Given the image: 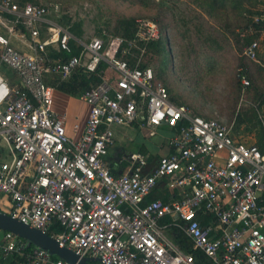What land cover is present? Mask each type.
Instances as JSON below:
<instances>
[{"label": "built area", "instance_id": "2783aa9c", "mask_svg": "<svg viewBox=\"0 0 264 264\" xmlns=\"http://www.w3.org/2000/svg\"><path fill=\"white\" fill-rule=\"evenodd\" d=\"M61 14L58 4L0 0V23L29 48H13L0 34V211L45 233L58 222L64 231L51 237L59 246L100 264H197L169 238V227L212 264H264L258 143L237 136L229 122L172 101L155 70L144 67L148 46L163 36L158 22L137 19L132 39L84 41L59 22ZM248 17L238 37L243 56L255 62L264 42V0ZM78 72L100 82L81 96L90 111L83 133L73 137L66 117L53 111L56 89L47 78L64 82ZM239 77L248 89L250 80ZM136 123L150 128V137L159 127L176 130L167 142L170 153L157 165L149 154H128L122 159L128 171L116 176L106 162L115 127ZM162 185L177 197L149 200ZM13 257L19 264H71L4 232L0 258Z\"/></svg>", "mask_w": 264, "mask_h": 264}, {"label": "rangeland", "instance_id": "374dc122", "mask_svg": "<svg viewBox=\"0 0 264 264\" xmlns=\"http://www.w3.org/2000/svg\"><path fill=\"white\" fill-rule=\"evenodd\" d=\"M15 1L20 4H58L62 13L59 22L71 29L77 25L76 32H71L77 39L84 41L95 37L109 40L119 36L116 28L121 19L150 18L159 22L168 32L169 40L163 39L166 47L162 48L160 55L147 50L143 59L146 62L144 64L155 70L157 80L170 90L172 97L192 112L229 122L241 135L257 142L259 126L264 127V106L260 107L259 96L264 92V71H259L260 67H264V42L255 62L243 56L242 43L241 51L238 50V37L234 36L243 28V16L230 12L222 17L208 16L193 0ZM254 2L250 3L248 14L259 7L260 2ZM67 19H70L69 23H65ZM0 34L10 39L13 48L29 51L1 23ZM204 46L206 50H203ZM202 51L210 54V58L200 57ZM244 65L252 78L248 89L239 80L240 66ZM3 72L14 76V71L6 66ZM70 96L80 101L79 95ZM74 105L76 112L85 113L87 110V106L80 102H74ZM254 112L261 122L257 128L253 127L257 122ZM239 117H248V121L237 127ZM120 128L115 127V131ZM170 130L168 127H159L157 135L150 137L151 129L148 127L143 130L125 128L118 146L127 152H140L142 149L158 152L156 144L168 142Z\"/></svg>", "mask_w": 264, "mask_h": 264}, {"label": "trees", "instance_id": "16d2710c", "mask_svg": "<svg viewBox=\"0 0 264 264\" xmlns=\"http://www.w3.org/2000/svg\"><path fill=\"white\" fill-rule=\"evenodd\" d=\"M246 1L247 0H193V2L199 8H201L208 16L218 17V15H219L220 17H222L224 14H227L228 12H230L234 15H237V16H243L244 21H245L243 27L246 26L247 23L249 22V18L247 16L249 14L248 13L246 14L244 11V4ZM22 4H24V3H22ZM136 20L137 19H135V18L121 19L117 23V28H116L117 34L120 37H124L127 39L134 38L136 35V30H137ZM151 20H153V19H151ZM69 22H70V19H67L65 21V23H69ZM159 25H160V23H159ZM77 28H78V26L75 25L72 27L71 30L75 33ZM160 28H161V31L163 34L162 39L158 42L151 43L148 46V50L154 51L155 54H157V55H160L162 50H163L162 48L166 47L163 44V39H165L166 34H168L167 30L163 29V27L161 25H160ZM78 35H80V34H78ZM234 37L235 38L238 37V34L235 35ZM236 46L238 47V50L241 51V42L239 40V37L236 38ZM206 48L207 47L204 46L203 50H206ZM77 53H78V49L74 46V54H77ZM209 55L210 54H208L205 51H202L200 53V57H202V58H210ZM145 66H147V65H144V67ZM240 68H242L243 72H239V75L240 74L245 75L249 80L250 79L252 80V78L249 76L250 72L247 70V66H245V65L240 66ZM260 68H259V71L260 70L264 71V67H260ZM239 80L241 81L240 77H239ZM99 82H100V80L96 76H89L88 73L78 72V74L74 77V79L71 82H67V83L62 82L59 85H56V84H54V85L57 87V89H59L62 92H65L69 95L70 94L71 95L76 94V95L80 96L86 90L90 89L92 87V85L96 86L97 84H99ZM169 93H170V90H169ZM170 95H171V93H170ZM259 96H260V100H261L260 107H262V106H264V92L260 93ZM171 99L174 103H176L178 105H183L182 103L177 101L174 97H172V95H171ZM195 114L201 115L199 113H195ZM201 116H203V115H201ZM253 116L257 119V122L253 124V127L257 128L261 124V122H260L259 117H258L256 112L253 113ZM203 117H205V116H203ZM205 118L211 119L210 117H205ZM246 121H248V117H239L237 127H240ZM259 127L260 128L258 129V133H257V143L260 146L261 150L264 152V127H263V125H260ZM170 131H171L170 133L172 135L174 134V132H176V130H170ZM235 132H236L237 136H241V133L239 130H238V132L235 130ZM205 220H208V218H206ZM63 231H64V228L58 222H55L53 227L47 233L50 236H56V235L62 233ZM173 235L176 238V240L178 241V243L180 244V247L184 251H186L188 253H192L194 255L197 264H212L211 261L202 252L195 251L193 249L192 242L190 241V239L188 237H186V235L182 231L175 229ZM55 258H57V257H55ZM11 260H12L13 264H19V262H20L15 257L11 258Z\"/></svg>", "mask_w": 264, "mask_h": 264}, {"label": "crops", "instance_id": "0c3cea01", "mask_svg": "<svg viewBox=\"0 0 264 264\" xmlns=\"http://www.w3.org/2000/svg\"><path fill=\"white\" fill-rule=\"evenodd\" d=\"M253 1H255L254 3L260 2V5L258 8L254 9L253 13H251L249 15H253V14L257 13L258 10L261 9V7L263 5V0H247L244 4V11L246 14H247V12H249V9H250L249 5H250V3H253ZM249 15H247V16H249ZM167 36H168V34H166L165 39L167 38L169 40V37H167ZM103 68H105V67H103ZM77 74H74L70 79H68L64 82L65 83L71 82ZM47 82L49 85L53 86L56 89L55 96H54L53 111L55 113H57L58 115L66 117L67 132L70 136L80 137V135L83 133V131L85 129L87 117H88V114L90 111L89 105L81 99L82 94L79 97L80 101H77V100H75V98L71 97L69 94L62 92L59 89H57V87L54 84L59 85L60 83H62V81L58 77H52V76L48 75ZM74 102L76 104H78V102H80V104H85L87 106V110L85 111V113L84 112H81V113L76 112L74 110V106H75ZM77 125L79 126V130L75 131V126H77ZM125 128L126 129L143 130L147 127L146 126L142 127V124L136 123L132 127H121L117 132L115 131V133H116V144L112 148L110 155L106 158V162L108 164V167L114 175H116V176L122 175L123 173L128 171L129 164L126 161L122 160L123 157L128 155V154H131V153L149 154L151 157L150 161H151L152 165H157L162 156L170 153L167 142H165L163 144L160 143L159 145L156 144L157 148L159 149L158 152L147 150V149H142L140 152H127L125 150H121L118 146V141L120 139H122L121 135L123 134V130H125ZM171 136H172V134L170 135V137ZM177 194H178V192L172 191V190L168 189L165 185H162L152 193L149 200L161 199L163 201L166 200L165 202H170L171 200H173L174 198L177 197ZM200 219L204 222H209V221L205 220L206 218H204L203 216H200ZM169 223H170L169 218L164 219V221L162 222L163 225L169 224ZM174 230H175L174 228L169 227L167 230V235L169 236V238H171V240L176 245L180 246V244L178 243V241L176 240V238L173 235ZM3 237H4V231L0 230V241L2 240ZM0 264H13V262H12L11 258L6 259V260L0 258Z\"/></svg>", "mask_w": 264, "mask_h": 264}, {"label": "water", "instance_id": "95a60500", "mask_svg": "<svg viewBox=\"0 0 264 264\" xmlns=\"http://www.w3.org/2000/svg\"><path fill=\"white\" fill-rule=\"evenodd\" d=\"M0 230L4 232H11L15 235L29 240L31 243L37 247L47 250L52 256L64 260L67 263L71 264H95L100 263L98 258H89L84 257L80 258L74 252L68 248H61L58 242L48 235L47 233L32 228L29 225H26L20 222L17 219H13L8 214L0 211Z\"/></svg>", "mask_w": 264, "mask_h": 264}]
</instances>
